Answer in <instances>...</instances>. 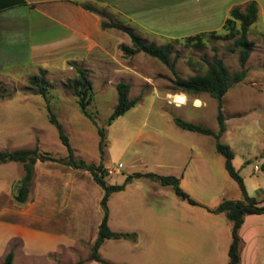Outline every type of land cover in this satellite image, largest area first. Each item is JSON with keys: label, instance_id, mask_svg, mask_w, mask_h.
I'll return each instance as SVG.
<instances>
[{"label": "rangeland", "instance_id": "1", "mask_svg": "<svg viewBox=\"0 0 264 264\" xmlns=\"http://www.w3.org/2000/svg\"><path fill=\"white\" fill-rule=\"evenodd\" d=\"M197 5H201L199 10L186 12L194 17L169 18L166 13L155 12L160 16L136 19V24L145 25L142 28L115 14L110 17L104 12L106 16L101 17L102 22H116L156 46L171 44L170 59L175 65L176 76L158 60L143 53L125 56L120 47H130V39L117 29L124 41L121 40L117 49H112L111 43L108 57H95L84 63L68 62L61 68L47 70L28 62L13 68L0 66V152L36 149L40 154L63 160L66 150L48 121V104L68 137L75 157L87 164H102L107 170L109 184H122L127 176L135 174L172 176L197 204L189 205L175 195L172 187H163L148 178H134L121 195L112 196L108 205L112 224L117 206L135 204L131 211L133 216L126 219L133 220L139 228L145 227L151 240L146 244L143 237L137 239L133 264H228L232 223L225 214H211L207 209H215L223 200H242V194L228 176L224 158L215 152L214 139L181 130L173 123V119L178 118L215 133L218 130L216 101L207 94L191 96L173 92L171 88L176 77L187 79L205 73L207 63L214 57L223 61L231 77L241 71L239 51H231L237 36L220 40L205 35L203 48L184 44L185 37L209 33L206 31L218 35L227 33L221 26L224 17H229L225 12L228 0L213 3L199 0ZM238 28L236 22L235 29ZM247 39L253 42V49L244 67L246 75L241 82L231 84L222 99L226 131L219 142L232 150V165L243 178L248 196L264 205L262 15L258 14L250 26ZM97 53L92 54L96 56ZM71 63L88 74L91 100L87 111L96 126L80 113L77 99L69 88V83L77 77ZM42 71L47 103L29 84V78L39 76ZM119 83L129 86L128 99L136 104L108 125L107 119L117 104L116 85ZM97 128H102L105 134L102 157ZM22 177L21 164H0V221L8 220L18 209L25 210L27 215L34 209L40 214L43 201H48L57 214L70 198L75 203L97 202L99 211L102 190L84 171L72 170L61 163L36 164L27 201L19 204L14 195ZM253 216L248 217L245 226L257 229L258 252L255 259L249 251L245 252L243 264H264V215ZM248 232V229L243 232L246 239ZM18 245L19 242L13 240L9 249L13 247L14 250ZM3 261L1 257L0 264Z\"/></svg>", "mask_w": 264, "mask_h": 264}, {"label": "crops", "instance_id": "2", "mask_svg": "<svg viewBox=\"0 0 264 264\" xmlns=\"http://www.w3.org/2000/svg\"><path fill=\"white\" fill-rule=\"evenodd\" d=\"M12 1L0 0V66L13 68L28 62L43 70L61 68L68 62L84 63L91 58L108 57L107 49L111 43L112 49L121 46V40H124L117 30H102L101 17L83 9V4L106 12L110 17L115 14L132 20L139 27L145 25L136 24V19L159 17L155 12L166 13L169 18L183 15L194 17V14L186 12H195L201 8V5H197L199 0H22L24 5L9 6ZM206 1L213 3L217 0ZM251 1L256 2L258 14L264 17V0H228L225 12L229 14L232 8L244 7ZM95 51L98 53L93 56ZM123 191L112 196L121 195ZM111 197L107 203L109 230L120 234H135L136 241L143 237L146 244L151 243L145 227L139 228L129 219L133 216L131 211L135 204L117 206L112 224L108 207ZM67 201L57 214L48 205V201H43L40 214L34 209L27 215L25 210L18 209L8 220H1L0 258L10 251V242L17 240L19 245L13 250L12 264H75L79 261H83V264H101L87 260L102 218L97 202L95 204L85 200L75 203L71 198ZM256 216L261 215L253 217ZM126 217H129L128 221ZM248 217L244 218L239 229V264H243L245 252L249 251L252 259H255L258 252V231L255 226H245ZM142 221L144 224V219ZM246 229L249 231L247 239L243 236ZM136 241L104 240L98 249V256L108 264H133Z\"/></svg>", "mask_w": 264, "mask_h": 264}, {"label": "trees", "instance_id": "3", "mask_svg": "<svg viewBox=\"0 0 264 264\" xmlns=\"http://www.w3.org/2000/svg\"><path fill=\"white\" fill-rule=\"evenodd\" d=\"M22 0H13L9 2V6L12 5H24ZM83 9L99 16L105 17L106 14L102 11H98L96 8L88 4L82 5ZM258 14V7L256 2L251 1L244 5L241 10L239 7H234L229 13V17L225 19L222 29L227 31L225 35H218L214 31L209 33H199L192 36L184 38V44L186 46H193L195 48H203V37L208 35L214 39L229 40L234 39L233 47L231 51L238 50L239 56L238 61L241 71L235 73L233 77L230 76L227 68L225 67L223 61L214 57L211 62L207 63V68L205 73L196 74L187 79H176L172 83L171 90L173 92L182 93L191 96H199L202 94H207L210 98L214 99L217 103L216 107V122L218 130L213 132L209 129H204L199 126L186 123L178 118L173 119V123L176 127L181 130L200 134L203 136L212 137L214 139V150L217 154L224 158V168L230 177L238 186L241 194L242 200H223L215 209H207V212L211 214H225L226 218L232 223L231 228V243L228 249V264H239L240 256L239 249L241 244V239L239 237V229L241 228L244 218L251 215H262L264 214V205L257 202L254 198L248 196L243 178L234 169L232 165L233 152L228 145L221 144L219 139L225 133V119L222 113V99L229 91L231 84L241 82L246 75L245 64L250 56L253 49V42L247 39V33L250 26L256 21ZM236 22L239 23L238 30L235 29ZM102 30L106 29H117L124 34H126L130 39V47L121 46L120 50L125 56H133L139 53H143L153 59L158 60L163 64L169 71L176 76L175 65L171 61L170 57L172 55L171 44H166L162 46H156L152 42H147L137 35L133 30L124 27L120 24L112 23H101ZM175 43L177 41H174ZM70 64V63H69ZM70 66H74L77 77L69 83V88L72 90L73 95L77 99V106L80 113L86 117L94 126L96 122L92 118L91 114L87 111V107L91 100V82L88 78V74L85 69L76 67L75 63H71ZM44 72L42 71L39 76H31L29 78V84L35 87L37 93L41 95L45 102L46 99V88L44 81ZM117 92V104L114 107L112 113L107 119V124L111 125L113 121L123 116L126 112L131 110L136 101H129L128 93L129 86L127 84L119 83L116 85ZM46 112L48 116L49 123L56 129L60 143L66 150V157L63 160H57L48 154H40L36 149L34 150H15L12 152L1 151L0 152V164L8 163H18L22 165L23 177L17 183L16 194L14 195L15 202L19 204H24L27 201L31 181L34 176V168L38 163H61L64 166L72 170H81L86 172L101 190L102 198L99 201V209L102 214V218L97 230V237L94 241L90 254L87 258L88 261H96L101 264H108L103 262L98 256V249L104 240H127L130 242L136 241L135 234H120L114 233L109 230L107 226L108 220V208L107 203L112 194L122 192L125 187L132 182L134 178H148L153 182L159 183L161 186H170L173 188L175 195L183 201H186L189 205L196 206L197 204L192 201L179 187V180L172 176H158L155 174H135L133 176H127L122 184H109L107 170L102 166V164H87L81 159L75 157L73 150L70 146L68 137L62 131L60 124L56 116L51 112L48 104H46ZM97 133L99 136L98 148L101 157L103 156V146L105 141V134L102 128H97ZM264 156V149H263ZM13 261V247L4 257L2 264H12ZM75 264H83V261H79Z\"/></svg>", "mask_w": 264, "mask_h": 264}]
</instances>
